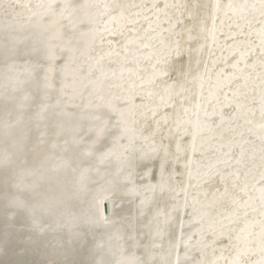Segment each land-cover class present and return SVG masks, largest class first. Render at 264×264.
Masks as SVG:
<instances>
[{
    "label": "snow or ice",
    "instance_id": "obj_1",
    "mask_svg": "<svg viewBox=\"0 0 264 264\" xmlns=\"http://www.w3.org/2000/svg\"><path fill=\"white\" fill-rule=\"evenodd\" d=\"M17 6L0 0V251L50 254L41 264H204L226 237L218 260L264 264V0H41L19 5L26 17ZM220 36L233 40L231 64L222 53L232 71L213 59L191 76V44L211 55ZM21 43L35 59L13 75ZM93 173L107 186L90 188ZM117 190L137 211L98 239L91 228L112 222Z\"/></svg>",
    "mask_w": 264,
    "mask_h": 264
},
{
    "label": "bare ground",
    "instance_id": "obj_2",
    "mask_svg": "<svg viewBox=\"0 0 264 264\" xmlns=\"http://www.w3.org/2000/svg\"><path fill=\"white\" fill-rule=\"evenodd\" d=\"M5 2H11L15 5H18L16 7V11L18 12H23L25 13V17L27 16V9L23 8V7H19V5H25V4H31V5H35L36 3L41 2V0H5ZM81 2H83V0H81ZM89 2L91 3H111L113 2V0H89ZM120 2H128V3H152V0H120ZM165 2V0H159V4L162 7L163 3ZM169 3H183V2H187L189 4L196 2V3H208L210 2V0H168ZM228 0H221V3H227ZM234 2H240V0H234ZM249 2H254V0H249ZM10 19V17H9ZM4 20V17L2 15H0V23H2ZM164 27H167V25L165 24ZM178 27H182V26H178ZM235 31V29H233ZM224 31L227 32L228 29L225 26ZM21 39H23V37H21ZM114 41L116 42H120L121 38L120 37H113L112 38ZM244 37H240L237 36L236 40H243ZM0 43H3L2 40H0ZM200 43H203V41H200ZM211 40L208 41V44L211 45ZM233 43V40L228 39L225 40L224 36H220L219 38V44L220 46L217 47L215 45H212V51H211V55L209 53V47L206 45L204 47V49L200 52L195 51L196 47H197V42H193L191 44V47L194 49L193 52L191 53V66H192V74L191 76H195L197 72H203L204 71V65L205 62L208 63L209 68L212 67L211 61L213 59H218L219 62L216 65V68L214 71L219 70L221 68H225V63L224 60L222 58V53H223V57H227V62L228 64H231V62L236 58L234 56H231L229 53V50L226 49L224 47L225 44L231 45ZM107 44L105 45L103 50H107ZM28 49H26V46L24 43H21L18 45V50H17V54L14 56V58L10 59L8 61V63H14L15 64V70L12 73L13 75L16 72L19 73H25L26 68L25 66L27 65L28 61L31 59H35L34 55H26V51ZM97 51H101V49L97 48ZM189 59V54L185 53V55L182 58V62L187 63ZM197 60L200 61L199 65H197ZM5 60H4V52L3 50H0V69H4L5 68ZM150 70V69H149ZM225 71L230 73L232 71V69L230 67L225 68ZM214 75V72H213ZM191 76L189 77V79H191ZM7 81L6 80H0V84H6ZM186 87H191L193 88V90H196V86L195 84H188L186 85ZM205 95H207V84H205ZM79 101H77L78 103ZM146 103H156L157 101H145ZM122 105L124 104L123 101L120 102ZM136 103L140 104L141 103V99L139 97L136 98ZM187 103V102H186ZM3 104V100L0 99V105ZM179 106V104H178ZM69 110L70 111H74L75 109H73L71 107V105L69 106ZM140 111H146V109H137V113H139ZM164 111L167 112H172V109H166ZM209 111H211V106H209ZM163 112H161L159 115H162ZM139 118V117H138ZM143 121H141L142 123ZM149 123H151V121H149ZM165 143H167V141H165ZM159 159L148 162V168H151L153 176L151 178L152 183H156V181L159 179ZM176 171L177 173L183 172L184 169L182 167V163L181 164H176L175 165ZM113 172L115 171V169L112 170ZM137 171H147V169L144 168H138ZM166 172H171V165H169L166 169ZM68 180L70 182H72L74 178L71 176V174H69V176L67 177ZM109 179H111L112 177L109 176ZM177 180L183 179L185 181H187V177L186 175L181 177L179 175H177L176 177ZM148 179L146 178L144 181H140L139 179H137V184L140 183H147ZM101 186H107L105 179L102 178V176H97L95 173L92 174V177L89 181V187L92 189H99L101 188ZM190 192L193 191V189H189ZM111 196V198L115 201L116 204V208H117V212L115 215H112V213L110 212L108 215L112 217V222L110 224H108L106 227H92L91 231L95 232L97 235V238L99 239L102 235H105L107 232H116L118 229H121L122 227H124V222H123V217L127 216V215H131L133 213H135L137 211L136 209V204L139 203V199L136 198L135 200V204L131 202V197L125 196L123 195L119 190H117L115 192V194L113 195L112 193L109 194ZM167 195V194H166ZM90 198V197H89ZM183 199V197L181 196V200ZM107 215V214H105ZM181 216L183 219L187 220V216L184 213H181ZM242 226V225H241ZM89 226L85 225L83 227V231L88 232ZM258 230V229H257ZM179 233H180V228H179V222L176 225V235L177 237H179ZM89 241H91V236L89 235L88 237ZM212 237L209 236L208 240L211 241ZM167 238H165V240L163 241L164 245H165V249L167 247ZM228 243L227 238H221L219 240H217L216 244H215V251L213 250L212 247H209L204 256H203V261L204 264H224V261L222 260H218L217 258L221 255V251L220 249L223 248L226 244ZM159 252V250H157ZM139 254V253H138ZM225 256H227L229 253L228 251H224L223 253ZM196 257L199 258V253L195 254ZM181 256H183V246L181 245ZM23 259L25 261H27V264H41L42 261L51 258L50 254H45L43 253V251H31L29 252L27 255L23 256V257H14L12 255H8L5 256L4 253L2 251H0V262H3L5 260H9V259ZM76 259H86L87 256L86 255H80L75 257ZM173 259H175V255H173ZM252 259L255 261L257 259H259L258 256H253Z\"/></svg>",
    "mask_w": 264,
    "mask_h": 264
},
{
    "label": "water",
    "instance_id": "obj_3",
    "mask_svg": "<svg viewBox=\"0 0 264 264\" xmlns=\"http://www.w3.org/2000/svg\"><path fill=\"white\" fill-rule=\"evenodd\" d=\"M105 203H107V201H105ZM109 213H110V212H106L105 214H107V215H108Z\"/></svg>",
    "mask_w": 264,
    "mask_h": 264
}]
</instances>
